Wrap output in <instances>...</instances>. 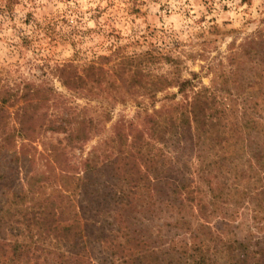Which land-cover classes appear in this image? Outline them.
Returning <instances> with one entry per match:
<instances>
[{
    "label": "rangeland",
    "instance_id": "374dc122",
    "mask_svg": "<svg viewBox=\"0 0 264 264\" xmlns=\"http://www.w3.org/2000/svg\"><path fill=\"white\" fill-rule=\"evenodd\" d=\"M251 45L258 53L263 51L261 45L264 49V0H0V240L8 243L0 250V264L45 263L42 247L48 241L41 238L40 224L30 221L27 208L47 195L72 194L74 206L86 210L83 222L104 219L109 208L101 197L104 185L82 190L77 177L67 181L65 175L84 176L82 164L93 152H97L99 169L118 155L121 143L129 152L132 135L152 124L150 116L160 112L157 117L165 120L174 107L185 102V95L179 93L182 82H189L188 100L198 95L214 100L216 107L228 111L234 124L259 120L258 135L252 132L253 122L245 128L250 140L243 156L232 163L237 170L226 181L233 186L264 185L263 169L245 177L238 174L249 171V159L258 163L253 157L256 147L264 150V69L259 54L253 59L243 55ZM126 56L139 59L148 79L162 77L169 86L156 91L147 78L119 77L115 64ZM91 65L101 69H88ZM239 66L242 69L230 81L220 77ZM74 75H81L85 84L65 85L63 81ZM97 79L103 81L101 85ZM257 81L261 86H256ZM145 84L149 91L143 88ZM255 96L259 104L253 109L247 100ZM26 99L35 103L28 112L35 118L30 138L17 135L26 122L21 118ZM67 119L72 124L69 129L83 120L87 126L69 139V133L60 128L69 124ZM181 141L177 144L172 137L154 141L151 147L154 152L162 148L173 161L194 169L196 150L184 151L190 143ZM32 178L37 179L34 195L24 203L12 204L15 194L29 190ZM251 195L240 209L229 205L226 216L210 225L217 228L215 222L231 223L224 228L228 235L251 237L253 247L264 238V194L258 197L262 202ZM121 212L134 234L156 239L160 226L162 237L171 239L176 233L164 224L173 217L154 205L135 200ZM192 220L194 225L203 221ZM190 238L189 234L177 236L187 242ZM15 243L28 246L19 259L14 256ZM87 251L95 261L99 247L89 245Z\"/></svg>",
    "mask_w": 264,
    "mask_h": 264
},
{
    "label": "trees",
    "instance_id": "16d2710c",
    "mask_svg": "<svg viewBox=\"0 0 264 264\" xmlns=\"http://www.w3.org/2000/svg\"><path fill=\"white\" fill-rule=\"evenodd\" d=\"M261 47L263 50L261 53H258L253 45L246 47L243 55H249V59H253L259 54L263 70L264 49L262 45ZM145 54L155 59L154 55L147 52ZM236 55V53L232 55L235 56L234 59ZM165 59L170 60L169 57ZM138 60L136 57H121L114 70L123 79L147 78L156 86V91H162L169 86L170 83L165 82L162 77L157 78L158 80L148 79L147 73L141 67L142 63ZM88 69L94 71L101 67L91 65ZM241 69L239 66L235 71L229 72L228 76L221 73L220 77L230 81V77H234ZM102 76L104 77L103 74ZM260 77L263 78V75L259 74ZM63 82L76 88L79 83L85 84L86 81L81 75L76 77L74 75ZM95 82L101 85L103 81L97 79ZM188 83L186 81L178 85L179 93L186 97L185 102L174 107L171 116L165 120L157 117L160 112L150 116L152 124L145 127L142 132L132 135L133 141L129 152L123 150L121 143L118 155L111 161H104L100 169L97 152H93L82 164L84 176L65 175L67 181L77 177L80 182L78 188L82 190L88 185L93 187L104 185L101 197H104L105 201L98 203L109 207L104 219L83 222L85 208L77 209L72 203L74 202L72 194L60 191L53 196H45L43 200L27 208V211L31 212L30 221L40 224L43 228L40 231L41 238L48 241L46 246L42 247L46 253L43 264H264V238L260 241L262 245H259V242L252 247L251 237L240 239L237 235H228L224 228H229L231 223L215 222L217 228L210 225L216 218L225 217V211L230 206L240 209L245 197L254 193V199L256 197L258 199L264 194V185L233 186L226 181L228 174L237 170L232 163L243 156L246 142L250 140L251 134L245 132V128L254 123L251 125L252 132L255 131L258 135L259 120L252 119L254 120L252 123L249 119L248 123L234 124L228 111L224 107H216L214 100L210 101L203 95L188 100L186 95ZM256 86H261L258 81ZM109 88L107 87V90ZM143 88L148 90V85L145 84ZM253 90L256 91L254 86ZM148 94L153 95V91ZM256 99L255 96V99L247 100L248 106L256 109L259 104ZM26 102L25 107H21L23 111L21 118L26 122L23 128L17 131V135L30 138L35 132V118L34 115L29 116L28 112L35 103L27 99ZM232 111L234 112V109ZM66 122L69 124L60 128L69 133V139L74 138L80 128L87 126L83 120L78 126L69 129L72 125L71 120L67 119ZM145 134L149 136L148 139L144 138ZM172 137L177 139V144L181 143L182 139L190 143L189 146L183 147L184 151L196 150L194 157L197 162L194 169H190L188 163L180 165L177 159L173 161L171 155L160 147L154 152L151 147L154 141L164 142ZM253 157L261 165L258 167V163L254 164L249 159V171H240L238 174L241 177H245L248 172L264 170L262 147H256ZM180 175L184 178L178 180ZM50 178L51 175L44 181ZM102 178H105L104 181ZM259 180L261 179L256 181ZM36 181L37 179H34L30 183L29 190L15 194L12 204L19 205L21 202L24 203L29 195L33 196ZM135 200L148 207L154 205L155 208L158 207V211L172 216L173 221L164 224L170 230H176L174 236L171 239L162 237V226L156 239L131 232L125 213L123 215L121 211L126 210L127 205L132 207ZM259 201L263 200L258 199ZM111 210H115L114 213H111ZM255 212L256 218L258 211L255 209ZM193 218L203 221L194 225ZM62 221L65 224L61 225ZM69 221L72 222L66 224ZM99 222L101 223L98 225ZM185 234L190 235V242L177 239V236ZM89 245L99 247L97 252L99 255H95V261L88 254ZM6 246L8 243L0 240V250H4ZM12 246L14 256L18 259L28 248L27 245L20 243ZM29 248L32 249V245ZM37 249L35 247L33 251ZM33 256L35 259V255Z\"/></svg>",
    "mask_w": 264,
    "mask_h": 264
}]
</instances>
